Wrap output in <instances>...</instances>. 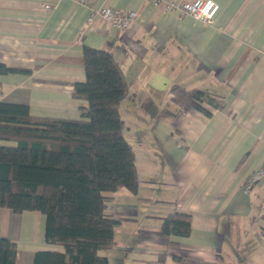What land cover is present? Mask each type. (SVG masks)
Segmentation results:
<instances>
[{
    "label": "crops",
    "instance_id": "0c3cea01",
    "mask_svg": "<svg viewBox=\"0 0 264 264\" xmlns=\"http://www.w3.org/2000/svg\"><path fill=\"white\" fill-rule=\"evenodd\" d=\"M216 1L207 22L156 0H93L137 10L121 30L100 16L88 23L75 0H0V61L32 69L0 74V100L77 118L88 106L73 95L86 79L84 46L109 47L124 71L139 188L110 193L105 213L119 223L100 251L108 264H264V181L245 191L264 163V0ZM173 211L191 214L188 235L161 230ZM0 236L17 243L16 264L63 250L45 240L39 210L0 207Z\"/></svg>",
    "mask_w": 264,
    "mask_h": 264
},
{
    "label": "trees",
    "instance_id": "16d2710c",
    "mask_svg": "<svg viewBox=\"0 0 264 264\" xmlns=\"http://www.w3.org/2000/svg\"><path fill=\"white\" fill-rule=\"evenodd\" d=\"M84 64L86 79L73 93L88 101L80 117L37 115L28 103L0 100V140L9 141L0 143V207L41 211L45 240L63 247L35 251L33 264H108L100 251L113 248L119 223L105 213L110 193L138 192L136 154L120 110L129 90L124 71L109 47L85 45ZM14 72L32 69L0 61V74ZM191 226V214L173 211L161 230L188 235ZM17 252L14 240L0 236V264H16Z\"/></svg>",
    "mask_w": 264,
    "mask_h": 264
},
{
    "label": "built area",
    "instance_id": "2783aa9c",
    "mask_svg": "<svg viewBox=\"0 0 264 264\" xmlns=\"http://www.w3.org/2000/svg\"><path fill=\"white\" fill-rule=\"evenodd\" d=\"M90 8L91 13L88 17V23L94 21L97 16L102 17L109 24L116 26L121 30L130 28L139 17L137 10L127 9L115 6H101L95 7L93 0H75ZM163 2L166 9L175 10L180 14H189L195 18L212 22L220 7L216 0H156ZM46 7H50L47 4ZM264 181V163L246 180L245 191H249L253 183L257 181Z\"/></svg>",
    "mask_w": 264,
    "mask_h": 264
}]
</instances>
